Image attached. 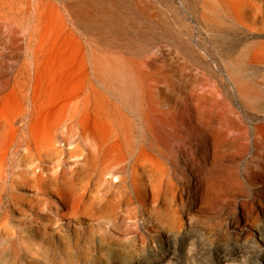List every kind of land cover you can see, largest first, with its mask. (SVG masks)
I'll return each mask as SVG.
<instances>
[{"label":"rangeland","instance_id":"obj_1","mask_svg":"<svg viewBox=\"0 0 264 264\" xmlns=\"http://www.w3.org/2000/svg\"><path fill=\"white\" fill-rule=\"evenodd\" d=\"M4 1L0 120L14 116L16 128L22 124L17 107H40L45 138L57 147L36 173L47 184L68 178L93 192L115 183L99 180L87 149L88 131L106 130L83 107L105 102L122 111L135 145L146 148L145 168L164 169L176 193L160 196L149 221L134 201L136 226L131 208L104 215L100 226L82 213L54 221L49 197L15 179L22 150L5 151L7 130L0 133V264H45V240L64 244L59 260L68 259L47 264H103L108 245L95 247L101 234L108 230L126 241L130 229L145 237L149 252L163 256L156 264H264L260 189L253 187L264 183V0ZM148 103L167 115L179 109L178 119L197 134L164 132L171 137L155 139L142 123ZM10 240L25 243L17 257Z\"/></svg>","mask_w":264,"mask_h":264},{"label":"bare ground","instance_id":"obj_2","mask_svg":"<svg viewBox=\"0 0 264 264\" xmlns=\"http://www.w3.org/2000/svg\"><path fill=\"white\" fill-rule=\"evenodd\" d=\"M3 2L5 1L3 0ZM10 20L12 19L10 18ZM149 92L151 91L149 90ZM27 93L28 92H26L25 89L23 90L21 89V94L19 93L18 94L22 98H25L27 97ZM202 94L206 95L205 93H202ZM148 104L149 105H147L146 107L145 116H144L146 123L144 121L142 123L146 125L145 129H147L148 132L151 133L155 139L160 140L163 134H164L163 137H165L166 135L164 132H166V134L167 133L174 134L175 136H178V137H181L183 133L192 134V135L197 134V131L195 128L189 127L187 123H184L183 121H180L178 119L179 113H180L179 109L178 110L172 109L171 111H169L171 112V115H167L166 112L157 110L153 104L151 103H148ZM30 105H26L25 103L23 105H20L19 108L18 107L16 108V110L17 109L19 110L18 112L20 113V115L22 114V116L19 119H17L18 121L21 120L22 124L16 128H13L14 121H12V119L13 118L15 119L16 117L13 116V118H11V120L8 122L5 120L6 124L2 122L3 119L2 121L0 120L1 123L5 125V127L3 126V128L0 130L1 131L0 133H3L5 135L7 130L9 131L8 133L9 140L7 142L8 146L4 148L5 151H7L6 150L7 147L9 148L8 150H11V152L13 153H17L20 149L22 150L21 154H19L20 158L18 159L16 157V159L18 160L17 161L15 160L16 168H19V170L16 171L17 173L15 172L17 174V176H15V179L17 177L20 183L32 186L35 188L34 189L35 192L45 196L46 198L49 197L48 203L49 205L53 206L54 221H57L59 219V216L63 214L73 217L75 214L82 213L84 216H87L88 219L92 221L96 226H100V221H102L105 218L103 217L104 215L113 214L119 211L120 209L121 211L131 213L130 212L131 210L129 208H131L130 205L134 201L138 203V205L142 209V213L145 214V217H144L145 221H149V219H147V216L149 215V213H151V211L156 210L160 196L169 195L172 199L175 196L176 190L172 186L174 183L170 182L169 184V181L171 178H168L169 175L167 177L164 169L158 168V167L154 168V166H152L151 168L150 164L149 166L145 168L143 160L146 158V156L148 157V155L146 154L148 152L146 151V148L144 146L138 145L137 147V145H135L134 141L135 139L137 140V138H134V141H133L132 139L133 136L131 135L129 126L127 125L128 124L127 120L126 122L124 121L126 117L124 116L125 118L123 119L122 118L123 116L120 117L118 115L122 113V111L118 113L119 111L118 112L116 111L118 109L116 106L115 107L117 109L114 107L116 109L115 110L114 108H110L109 106H107L105 102L104 103L95 102L91 105H87L83 107V112L86 111V113H92L93 118L95 119L94 122L97 123V122L102 121V126H104L106 130L105 133H96L94 131L93 133H91L88 131V139H89L88 145H90V148L88 147L87 149H90L89 150L90 154L93 156L92 166H95V165L98 166L97 174L100 176L99 180L102 182H108L110 181L109 179L113 178L115 183L113 185L104 184L105 186L103 188L99 187L100 188L99 191H95V192L89 189L87 185L79 183L80 181L78 183H73L68 178L66 181L62 180L63 182H61V184L59 185L56 183L47 184L46 180L44 181V178L41 176L42 174L40 175V172L39 173H36V172L43 169L42 164L46 158L49 159L52 157V152L55 150V147H57V146L54 147L56 141L50 142L46 140L45 133H44L45 131H43L42 126H41L42 119H41L40 107L36 105H32V106ZM75 110H77V108ZM82 118H83L82 116H78L77 118L78 125L82 122ZM71 122H74L73 118ZM65 127H68V126H65ZM208 127H209L208 129H210V126ZM151 134L150 136L148 135V137H151ZM169 136L167 137L168 139H169ZM184 137H185V134H184ZM2 138L0 139L2 140ZM143 141L142 143H144ZM148 143L150 142H147V145ZM151 143L149 145H151ZM154 144L156 145V143ZM155 149L156 147L154 148V150ZM151 151H153V149L150 150L149 152ZM4 172L7 173L8 171L7 172L4 171ZM68 172L70 173L71 171H68ZM15 173L13 175H15ZM70 174L69 176L67 174V176L70 177L71 176ZM7 175L8 174H6V176ZM65 176L66 175H64V177ZM108 177L110 178L108 179ZM76 179L78 180V178ZM71 180L73 181V177L71 178ZM5 181L3 182L5 183ZM10 183L12 184V182ZM100 186L102 185L100 184ZM253 187H255L256 189H260L259 198L257 200V205L259 207L261 215L263 216L261 223L264 225V183L261 180H256L255 184H253ZM3 193H0V194L2 195ZM51 195L58 198L60 204L66 208L65 211L58 209V207H60L58 206V201L53 200ZM9 197H10L9 198L10 202L15 203L13 201V194L12 195L10 194ZM146 205H149V206L146 207ZM132 211L134 212L133 216L130 217L128 215V217H130L129 219L132 220L130 225L136 226L137 222H135L134 219H131L135 217L136 211H134L133 209ZM4 215L6 214L4 213ZM173 222L175 223V221ZM173 222H172V225L174 224ZM91 227L92 225L88 227L86 232L89 234H87L86 237H89L90 235L92 236L94 230H92ZM127 228L125 229L127 230ZM125 234H126L125 236L128 237L126 241H124V239L123 240L120 239L119 237H115V235H112V233H110V231L108 230L104 231V233L101 234L100 237L104 239L102 240L99 239L96 242L95 247L100 248L102 246L100 245V243H102L103 241H105L108 245V248L105 249L106 254H107L106 255L107 259L103 261V264H115L114 263L115 259L117 260V262H121L124 264L132 260L135 261V263L137 264H156L161 261L163 257L162 255H153L152 252H149L148 249L145 248L146 240L143 235H140L139 233L136 234V232H134L132 229L127 230ZM1 238L3 237L0 236V239ZM77 240L78 238H76L74 241L76 245H77ZM24 244H25L24 241H22L19 245H16L13 240H10L9 247L14 257H17V255L19 254ZM62 246H64V244H60V241H57L56 244L51 245V243L48 240H45L42 243L41 249H40L42 261H44L45 264L49 262H54L56 260H58L59 262H62V260L68 261V259L62 258V257H61L62 260H59L58 253H59V249H62ZM76 264H78L77 261H76Z\"/></svg>","mask_w":264,"mask_h":264}]
</instances>
